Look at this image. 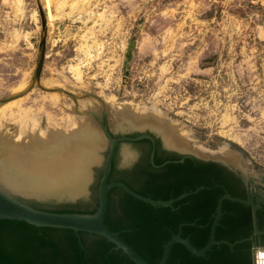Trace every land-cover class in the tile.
Wrapping results in <instances>:
<instances>
[{"label":"rangeland","instance_id":"rangeland-1","mask_svg":"<svg viewBox=\"0 0 264 264\" xmlns=\"http://www.w3.org/2000/svg\"><path fill=\"white\" fill-rule=\"evenodd\" d=\"M0 110L1 137L16 140L24 113L40 135L81 126L99 137L85 193L74 200L24 194L0 180L39 210H93L107 150L99 124L114 136L150 132L177 153L262 178L264 0H0ZM134 151L120 144L117 163Z\"/></svg>","mask_w":264,"mask_h":264},{"label":"water","instance_id":"water-1","mask_svg":"<svg viewBox=\"0 0 264 264\" xmlns=\"http://www.w3.org/2000/svg\"><path fill=\"white\" fill-rule=\"evenodd\" d=\"M134 42L127 43L122 67L130 61ZM42 57V56H41ZM41 65V58L35 72L37 78ZM128 72L125 70L124 76ZM100 136L107 143V151L102 162L101 175L96 188V206L92 213H56L35 209L17 200L0 186V264H148L143 261L118 236L103 225V218L107 208V194L112 188H118L134 200L152 207H171L172 203L188 196L181 194L175 199L167 201L152 200L142 197L120 182L107 183L110 161L117 142L134 141L150 137L140 135L134 138L119 136L112 138L108 129L99 124ZM168 148L167 146H165ZM188 156L201 159L196 155ZM214 161L211 159H201ZM181 163L178 160L171 163ZM218 162V161H214ZM169 163L165 162L162 165ZM225 166V163L219 162ZM161 165V166H162ZM74 200V198H72ZM228 200L243 205L251 203V196L247 200L231 198L223 195L216 201L215 216L209 228L206 244L199 250L194 249L187 239L172 236L163 246L157 264H165L170 248L174 244L181 245L191 256L202 257L212 246L233 244L226 241L214 240V228L221 215V202ZM252 248L251 264L255 263V251Z\"/></svg>","mask_w":264,"mask_h":264},{"label":"trees","instance_id":"trees-1","mask_svg":"<svg viewBox=\"0 0 264 264\" xmlns=\"http://www.w3.org/2000/svg\"><path fill=\"white\" fill-rule=\"evenodd\" d=\"M180 158L178 155H173L169 160L177 161ZM155 164L160 162L155 161ZM219 169L220 167L214 163L186 157L181 163L165 165L163 167L165 174L162 176L154 177L149 173L140 177L137 184L126 183L123 180L124 176L120 174L116 175L120 178L114 179L110 173L109 179L121 182L136 194L152 200L167 201L183 193L193 192L199 187L201 189L173 202L171 207L163 208L144 204L132 199L120 189L112 188L108 196L103 225L111 232H117L120 239L148 264L158 262L162 246L176 234L179 225H182L180 237L187 239L194 249L199 250L208 240L210 224V219L204 224L203 217L213 213L215 199L221 194L217 192L218 188H215ZM113 193H116L115 198H111ZM185 208H188L187 213H184ZM93 210L87 213H92ZM56 213L70 212L56 211ZM194 234L196 239L191 237ZM237 239H241L239 235L222 237L214 234L215 241L224 240L232 243ZM220 247L223 251L228 250L225 245ZM215 248L212 246L203 257H193L181 245L174 244L170 248L165 264H209L208 262H211L209 253Z\"/></svg>","mask_w":264,"mask_h":264},{"label":"bare ground","instance_id":"bare-ground-1","mask_svg":"<svg viewBox=\"0 0 264 264\" xmlns=\"http://www.w3.org/2000/svg\"><path fill=\"white\" fill-rule=\"evenodd\" d=\"M48 98L52 104L58 103L56 94ZM20 102H9L1 110H10ZM24 115L16 140L7 134L0 136V180L13 190L36 197L72 199L83 195L89 178V165L97 160L98 135L81 126L77 130L71 129L68 136L51 129L40 135L35 118L31 119V128L36 131H31L28 128L29 117ZM135 122L142 125L149 120L143 118ZM165 136L167 143L173 145L170 137ZM255 263L264 264V249L255 251Z\"/></svg>","mask_w":264,"mask_h":264},{"label":"flooded vegetation","instance_id":"flooded-vegetation-1","mask_svg":"<svg viewBox=\"0 0 264 264\" xmlns=\"http://www.w3.org/2000/svg\"><path fill=\"white\" fill-rule=\"evenodd\" d=\"M140 135L148 136L150 137L151 140L147 138H141L134 141L117 142L116 146L114 147L110 161V170H109V174L111 173V177H113L114 179H118L120 178V176H124L123 180L126 181V183L137 184L138 183L137 180L141 179L140 177L144 175H148L149 173L154 177L162 176L163 174H165V170H163V167L169 163L171 164V162H175L169 160L173 155L180 156L181 158L179 160H183L186 157L197 159L195 157L177 153L176 151L166 148L163 144H161L158 137L150 132L132 134V135H118V136L112 135L111 137L116 138L119 136H125L128 138H134ZM120 144H128L135 147V151H134L135 154L133 156V159L126 165H121L117 163L118 154H119L118 149ZM197 160H200L202 162H211L216 164L218 167H220L219 169L220 173L218 174V178H217L218 183L216 182L215 188H218L217 192L219 191L221 194H219V196H217V198L215 199L213 213L210 214L208 217L207 216L203 217L204 224H207L210 219L209 228L215 216L216 201L221 196L229 195L231 198L240 199L244 201L247 200L248 196H251V203L246 205L228 200H223L221 202V208H220L221 215L219 217L217 225L214 228V234H217L222 237L228 235H236V236L239 235V238L241 239H237L232 243H230L233 244L231 247L225 245L228 248L227 251L221 250L220 246L223 244L215 246L216 248L211 250V253H209L210 254L209 256H211L209 258L211 262L208 263L209 264H251L252 248L264 247V177L251 178L249 176H244L240 171L235 170L229 166H225L219 162L208 161V160L204 161L201 159H197ZM155 161H159L160 164H155ZM165 162H169V163L162 165ZM109 174L106 181L107 183L118 182L116 180H111L112 178L109 179ZM118 174H120V176H116ZM132 180L135 181L132 182ZM200 189L201 187L197 188L193 192H186V193H188V196H190L191 194L199 191ZM110 190L108 191L107 194V200ZM115 196L116 193L111 194V198H115ZM30 206L33 207L32 205ZM185 209H184V213H187L188 208ZM181 226L182 225L177 226L176 228L177 232L174 235L179 234L180 237L181 228H182ZM209 228H208V235H209ZM191 237L196 239L195 234L194 236L192 235ZM219 241H224V240H219Z\"/></svg>","mask_w":264,"mask_h":264}]
</instances>
